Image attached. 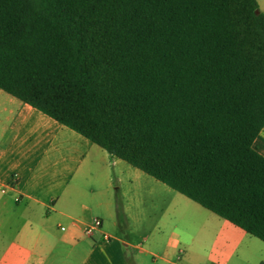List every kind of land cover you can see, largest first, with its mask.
<instances>
[{"label":"trees","instance_id":"1","mask_svg":"<svg viewBox=\"0 0 264 264\" xmlns=\"http://www.w3.org/2000/svg\"><path fill=\"white\" fill-rule=\"evenodd\" d=\"M0 89L264 242L257 0H0Z\"/></svg>","mask_w":264,"mask_h":264},{"label":"crops","instance_id":"2","mask_svg":"<svg viewBox=\"0 0 264 264\" xmlns=\"http://www.w3.org/2000/svg\"><path fill=\"white\" fill-rule=\"evenodd\" d=\"M0 264H264V242L0 89Z\"/></svg>","mask_w":264,"mask_h":264},{"label":"built area","instance_id":"3","mask_svg":"<svg viewBox=\"0 0 264 264\" xmlns=\"http://www.w3.org/2000/svg\"><path fill=\"white\" fill-rule=\"evenodd\" d=\"M101 226H102V221L100 219H95L93 224L86 228V234L92 235L93 234V230L95 228H100ZM62 229L65 230V228H62Z\"/></svg>","mask_w":264,"mask_h":264}]
</instances>
